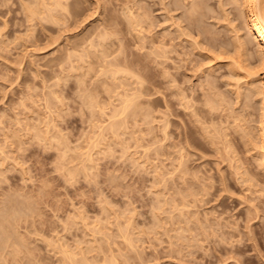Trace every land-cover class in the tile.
<instances>
[{"label": "rangeland", "instance_id": "obj_1", "mask_svg": "<svg viewBox=\"0 0 264 264\" xmlns=\"http://www.w3.org/2000/svg\"><path fill=\"white\" fill-rule=\"evenodd\" d=\"M234 2L0 0V264H264Z\"/></svg>", "mask_w": 264, "mask_h": 264}, {"label": "bare ground", "instance_id": "obj_2", "mask_svg": "<svg viewBox=\"0 0 264 264\" xmlns=\"http://www.w3.org/2000/svg\"><path fill=\"white\" fill-rule=\"evenodd\" d=\"M235 1V2H234ZM239 1V5H240V7H241V17H243V19L242 20H244L245 22L243 23L244 24V27H245V30L248 32V33H250V39H249V42H253V43H256L255 45H256V52L259 54V56H260V59H261V61H262V63L264 64V0H233V2L234 3H236V2H238ZM57 3H59V2H57ZM193 4H198V1H197V3L195 2V3H193ZM59 5V4H58ZM195 7V6H194ZM142 8V7H141ZM193 9V8H192ZM144 10V9H143ZM197 10V9H196ZM132 10H130V12H131ZM148 11V10H147ZM133 12V11H132ZM143 12V11H142ZM191 12V11H190ZM147 14V13H146ZM133 16V15H132ZM149 16V15H148ZM129 17H131V14H130V16ZM137 17V16H136ZM145 17V16H144ZM150 17V16H149ZM135 18V17H134ZM144 20H146V19H144ZM148 20V19H147ZM133 21H135V20H133ZM130 22V21H129ZM136 22H138V19H137V21ZM132 22H130V24H131ZM135 23V22H134ZM139 23V22H138ZM134 25V24H133ZM131 26V25H130ZM134 26H136V24L134 25ZM129 27V26H128ZM133 27V26H132ZM139 28V27H138ZM245 31V32H246ZM96 34V33H95ZM92 36V35H91ZM88 37H86V39H87ZM239 38V37H238ZM100 40V39H99ZM88 41V40H87ZM92 41V40H91ZM241 42V41H240ZM244 43H246V42H244ZM248 43V42H247ZM91 44V43H90ZM239 46L240 47H242L243 49H245L246 47H248V46H244L242 43H240L239 44ZM245 47V48H244ZM245 52V51H244ZM254 53H255V49H254ZM257 54V55H258ZM253 55V54H252ZM255 55V54H254ZM253 55V56H254ZM249 56V55H248ZM256 56V55H255ZM250 57H251V54H250ZM252 58V57H251ZM248 59H250V58H248ZM109 66V65H108ZM116 66V65H115ZM118 66V65H117ZM113 67V66H112ZM118 68L120 69V67H117L116 69L118 70ZM116 69H114V71L116 70ZM124 69V68H123ZM130 69V68H129ZM110 70V69H109ZM121 70V69H120ZM126 70V69H125ZM130 71H131V69H130ZM113 72V71H112ZM115 72H117V71H115ZM114 72V73H115ZM111 73V72H110ZM115 78V77H114ZM139 81V80H138ZM140 81H142V80H140ZM138 84H142V83H138ZM251 85V84H250ZM144 87V86H143ZM254 87V86H253ZM140 88H141V86H140ZM262 89H263V91L261 92L263 95H264V82H263V87H261ZM148 89V88H147ZM145 90V91H144ZM143 91L144 92H147L146 91V88L144 89ZM142 91V93L141 94H143L144 92ZM259 91H261L260 89H259ZM258 91V92H259ZM136 93V92H135ZM260 93V92H259ZM133 94V93H132ZM138 94V93H137ZM147 94V93H146ZM128 95V94H127ZM139 95V94H138ZM263 95H262V98H263ZM121 97V96H120ZM137 97V96H136ZM88 99V98H87ZM132 99V98H131ZM130 99V100H131ZM134 99V98H133ZM221 99V98H220ZM264 99V98H263ZM125 100H127V99H125ZM124 100V101H125ZM138 100V99H137ZM123 101V102H124ZM127 101H129V100H127ZM127 101H125V102H127ZM214 101V100H213ZM221 101V100H220ZM122 102V103H123ZM125 102H124V104H125ZM131 102V101H130ZM129 103V102H128ZM140 103V102H139ZM143 103V102H142ZM218 103V102H217ZM90 104V103H89ZM123 104V105H124ZM214 104V103H213ZM133 105H135V104H133ZM118 106H119V104H118ZM122 107V106H121ZM210 107V106H209ZM118 108H120V107H118ZM135 108H137V107H135ZM263 108H264V101H263ZM116 109H117V107H116ZM138 109V108H137ZM136 111V110H135ZM263 111H264V109H263ZM211 112H212V109H211ZM130 113V112H129ZM133 113H135V112H133ZM208 113V112H207ZM119 114V113H118ZM123 114V113H122ZM263 114H264V112H263ZM115 115V114H114ZM113 115V116H114ZM124 115H126V114H124ZM144 115V114H143ZM120 115H117V117H119ZM145 116V115H144ZM264 116V115H263ZM262 116V117H263ZM124 117H126V116H123V118ZM110 119V118H109ZM125 120V119H124ZM117 121V120H116ZM206 121H208V120H206ZM263 122H264V119L262 120ZM122 122V121H121ZM125 123V122H124ZM113 125V124H112ZM122 126V125H121ZM112 127V126H111ZM111 127H110V129H111ZM113 128H114V126H113ZM261 128H263L262 129V132H263V136H262V144H263V146H261V147H263V148H261L263 151H264V123H263V125H262V127ZM261 144V145H262ZM258 147V146H257ZM260 147V146H259ZM260 152V151H259ZM261 153H262V151H261ZM261 153H260V155H261ZM263 155V157H264V152L262 153ZM258 159V158H257ZM261 159V158H260ZM262 160V159H261ZM264 161V160H263ZM260 164H262L261 162H260ZM264 166V165H263ZM5 219V218H4ZM12 244V243H11ZM228 250V249H227ZM230 251H232L231 249H229ZM228 250V251H229ZM229 251V252H230Z\"/></svg>", "mask_w": 264, "mask_h": 264}]
</instances>
